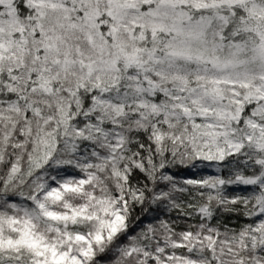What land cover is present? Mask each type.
Listing matches in <instances>:
<instances>
[{
	"label": "snow or ice",
	"instance_id": "snow-or-ice-1",
	"mask_svg": "<svg viewBox=\"0 0 264 264\" xmlns=\"http://www.w3.org/2000/svg\"><path fill=\"white\" fill-rule=\"evenodd\" d=\"M0 264H264V0H0Z\"/></svg>",
	"mask_w": 264,
	"mask_h": 264
}]
</instances>
